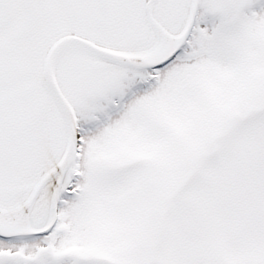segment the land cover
<instances>
[{"label": "snow or ice", "instance_id": "snow-or-ice-1", "mask_svg": "<svg viewBox=\"0 0 264 264\" xmlns=\"http://www.w3.org/2000/svg\"><path fill=\"white\" fill-rule=\"evenodd\" d=\"M0 264H264V0H0Z\"/></svg>", "mask_w": 264, "mask_h": 264}]
</instances>
